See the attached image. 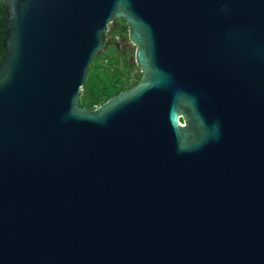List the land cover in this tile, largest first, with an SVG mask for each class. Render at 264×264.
I'll use <instances>...</instances> for the list:
<instances>
[{
	"label": "water",
	"instance_id": "95a60500",
	"mask_svg": "<svg viewBox=\"0 0 264 264\" xmlns=\"http://www.w3.org/2000/svg\"><path fill=\"white\" fill-rule=\"evenodd\" d=\"M2 3L0 264H264V0ZM115 19L141 77L83 108Z\"/></svg>",
	"mask_w": 264,
	"mask_h": 264
},
{
	"label": "trees",
	"instance_id": "16d2710c",
	"mask_svg": "<svg viewBox=\"0 0 264 264\" xmlns=\"http://www.w3.org/2000/svg\"><path fill=\"white\" fill-rule=\"evenodd\" d=\"M4 7L0 0V57L6 24L4 22ZM115 27L104 35L100 49L94 53L88 65L85 82L78 94L79 106L92 109L108 98L136 84L141 77V70L126 57L124 50L116 44H111L117 35L126 33L122 19H115Z\"/></svg>",
	"mask_w": 264,
	"mask_h": 264
},
{
	"label": "rangeland",
	"instance_id": "374dc122",
	"mask_svg": "<svg viewBox=\"0 0 264 264\" xmlns=\"http://www.w3.org/2000/svg\"><path fill=\"white\" fill-rule=\"evenodd\" d=\"M108 32L112 29V27H115L114 22H110L108 25ZM108 34V33H107ZM116 44V46L122 50H124L126 57L131 61V56L133 53V45L129 42L127 38V32L123 33L121 35H117L113 38V41H111V44ZM132 62V61H131Z\"/></svg>",
	"mask_w": 264,
	"mask_h": 264
},
{
	"label": "bare ground",
	"instance_id": "6f19581e",
	"mask_svg": "<svg viewBox=\"0 0 264 264\" xmlns=\"http://www.w3.org/2000/svg\"><path fill=\"white\" fill-rule=\"evenodd\" d=\"M179 124H182L181 122H179Z\"/></svg>",
	"mask_w": 264,
	"mask_h": 264
}]
</instances>
